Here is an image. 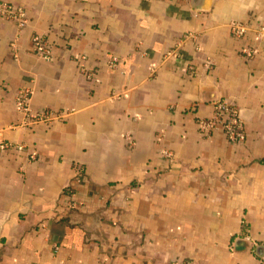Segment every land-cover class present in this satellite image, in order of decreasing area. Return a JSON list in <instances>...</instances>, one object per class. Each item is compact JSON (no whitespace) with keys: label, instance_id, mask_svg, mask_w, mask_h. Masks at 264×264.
<instances>
[{"label":"crops","instance_id":"obj_1","mask_svg":"<svg viewBox=\"0 0 264 264\" xmlns=\"http://www.w3.org/2000/svg\"><path fill=\"white\" fill-rule=\"evenodd\" d=\"M0 4L26 15H0V264H258L264 36L230 24L264 0ZM217 101L245 141L199 132Z\"/></svg>","mask_w":264,"mask_h":264},{"label":"built area","instance_id":"obj_2","mask_svg":"<svg viewBox=\"0 0 264 264\" xmlns=\"http://www.w3.org/2000/svg\"><path fill=\"white\" fill-rule=\"evenodd\" d=\"M0 15L8 18L17 20L20 27L26 25V15L24 11L15 10L11 5L0 4ZM232 33L237 37H241L249 29L256 34L257 38L264 36V25L260 23H249L243 24L239 22H232L230 24ZM33 42V53L38 57L44 59H51L52 49L48 42L39 36H35L32 40ZM246 56L252 55V50H246L244 52ZM178 49H173L167 53V56H177ZM117 61V59H113ZM31 92L29 90H21L18 94L17 104L21 111H23L27 116L34 118L35 120H41L46 117H49V114L45 115H33L29 107ZM199 132L209 137L217 130H222L229 141L233 143H239L245 141L246 133L244 130L243 123L239 117V113L236 108L232 107L225 101H217L214 105V111L210 118L205 119L201 118L197 121ZM128 141L131 140V137L126 138ZM164 156L166 159L171 160L173 158V153L171 151H164ZM73 207L75 203H72ZM258 264H264V255L259 258Z\"/></svg>","mask_w":264,"mask_h":264}]
</instances>
